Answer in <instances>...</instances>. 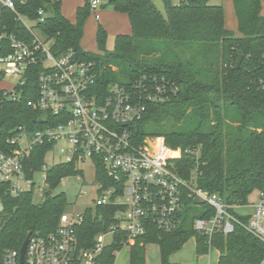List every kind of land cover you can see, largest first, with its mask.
I'll return each instance as SVG.
<instances>
[{
	"label": "trees",
	"instance_id": "1",
	"mask_svg": "<svg viewBox=\"0 0 264 264\" xmlns=\"http://www.w3.org/2000/svg\"><path fill=\"white\" fill-rule=\"evenodd\" d=\"M238 33L225 25L222 5L209 0H164V15L152 0H106L117 12L128 16L131 33L118 34L114 50H106L107 31L98 26L96 41L99 52L82 49L80 40L87 16V3L78 7L77 19L70 21L61 11L62 0H27L18 3L19 11L36 17L48 11L39 27L54 38L56 53L73 49L81 60L95 63L98 82L107 90L111 84H122L134 91L133 83L142 75L165 77L170 87L165 99L147 100L141 119L133 123L138 140L146 136H163L168 146L180 149L176 169L186 179L196 177L198 187L219 194L229 211L247 221L233 207L248 205L249 196L258 190L264 195V14L262 0H233ZM29 35L17 24L16 15L4 9L0 16V34ZM11 51L6 38L0 39V56ZM242 57V58H241ZM241 58L240 65L238 62ZM36 66L23 86L20 99L8 98L0 87V151L16 149L8 141L19 126L29 133L40 127L43 111L27 105L37 97ZM3 78L0 76V81ZM143 97V95H142ZM50 146H35L27 157L26 177L42 171ZM194 150V152L187 151ZM84 174L75 162L57 163L47 170L43 200L35 202V188L18 194L11 183H0V261L8 249L21 250L31 232L48 235L58 227L68 207L64 192L54 193L64 178ZM95 179L107 186L112 182L100 167ZM119 207L97 206L86 210L77 227V255L95 247L96 237L112 223ZM180 223L166 232L149 223L147 232L132 243L130 264H146V246L157 243L161 264L192 237L198 254L211 247L218 249L216 264H260L264 243L242 224L225 234L215 230L209 236L194 227L197 218L209 219L215 210L205 201L185 196L179 212ZM126 235H115L103 249L100 260L114 264L117 252L124 247Z\"/></svg>",
	"mask_w": 264,
	"mask_h": 264
},
{
	"label": "built area",
	"instance_id": "2",
	"mask_svg": "<svg viewBox=\"0 0 264 264\" xmlns=\"http://www.w3.org/2000/svg\"><path fill=\"white\" fill-rule=\"evenodd\" d=\"M26 1L0 0V16L4 9L11 10L20 29L30 38L23 34H0V39L6 38L11 46L9 53L0 56V76L13 79L12 87L6 92L8 98L17 101L29 76L34 74L36 66H41L37 97L28 100L27 105L44 114L35 131L29 133L25 126L15 130L8 140L15 150L0 151V183L9 181L13 194L35 188L34 179L47 167L45 164L34 177H26L27 157L35 146H50L47 154L59 155V163L75 162L78 167L90 162L95 177L103 167L112 185L94 180L97 191L94 208L114 205L119 209L113 223L97 235L95 247L83 255H77V227L83 222L86 210L93 207L77 214L65 211L55 231L45 236L32 232L24 262H21V250L8 249L0 264H104L100 255L115 235H126L124 246H131L138 236L147 232L150 222L166 232L176 229L185 196L205 201L215 210L213 217L195 220L197 231L211 236L219 229L229 234L238 222L264 243L262 193L259 201L251 204L250 212H238L248 217L247 221H241L229 211L219 194L198 187L196 177L186 179L179 174L175 159L181 155L180 149L168 146L163 136L138 140L134 135L133 123L146 110L143 98L163 100L170 88L172 91L178 88L170 87L165 77L158 79L144 74L133 83L134 91L118 83L104 91L98 82L95 63L81 60L73 49L56 53L54 38L38 26L45 22L48 11L41 8L36 17L19 11L18 3ZM83 1L99 20L97 9L106 0ZM46 176L47 171L43 175L45 184ZM44 190L41 187L39 192L43 195ZM108 237L111 241H107ZM260 264H264V256Z\"/></svg>",
	"mask_w": 264,
	"mask_h": 264
},
{
	"label": "rangeland",
	"instance_id": "3",
	"mask_svg": "<svg viewBox=\"0 0 264 264\" xmlns=\"http://www.w3.org/2000/svg\"><path fill=\"white\" fill-rule=\"evenodd\" d=\"M156 7L167 15L164 0H152ZM210 4L222 5L225 12V25L228 29L238 33V21L234 10L233 0H209ZM180 0H172V3L177 4ZM83 0H62L61 11L70 21L75 22L77 19L78 7L84 6ZM100 14V19L95 18L94 13H90L84 25V32L80 40V45L83 50L90 52H99L96 41L97 29L101 25L107 31L106 50L112 51L115 46V38L118 34H130L132 29L127 14L117 12L113 6L106 4L97 9ZM262 13L264 14V0H262ZM13 79L5 78L0 81V87L9 89L12 87ZM60 162V156L56 157L53 153H48L46 157V167L43 173H39L35 180V202L43 200V195L39 192L41 187L46 188L43 175L53 165ZM78 168L83 171V175H72L63 179L59 187L54 193L64 192L68 197V207L66 212L69 214H77L85 211L86 208L95 206L97 199V191L94 188V169L90 162H83L78 165ZM24 187H27L26 182H23ZM259 201V191H254L248 199V205ZM235 206V210L240 213H248L251 211L250 206ZM2 204L0 201V212ZM111 237L107 241H111ZM131 247L124 246L117 252L114 264H130ZM220 253L217 248L211 247L210 250L203 254H198L196 251V240L190 238L183 247L172 254L169 258L170 264H216ZM146 264H161L160 249L157 243H149L146 246Z\"/></svg>",
	"mask_w": 264,
	"mask_h": 264
},
{
	"label": "water",
	"instance_id": "4",
	"mask_svg": "<svg viewBox=\"0 0 264 264\" xmlns=\"http://www.w3.org/2000/svg\"><path fill=\"white\" fill-rule=\"evenodd\" d=\"M241 58H240V60L238 62V66L240 65ZM31 234H32L31 232L28 234V236L26 237V239H25V241H24V243H23V245L21 247V251H20L21 252V262L25 261V252H26L27 244L29 242V238H30Z\"/></svg>",
	"mask_w": 264,
	"mask_h": 264
},
{
	"label": "crops",
	"instance_id": "5",
	"mask_svg": "<svg viewBox=\"0 0 264 264\" xmlns=\"http://www.w3.org/2000/svg\"><path fill=\"white\" fill-rule=\"evenodd\" d=\"M255 191H258V190H255ZM259 197H260V192H259ZM253 204V203H252ZM247 206V205H246ZM248 206H250L251 207V205H248ZM251 210H252V207H251Z\"/></svg>",
	"mask_w": 264,
	"mask_h": 264
}]
</instances>
